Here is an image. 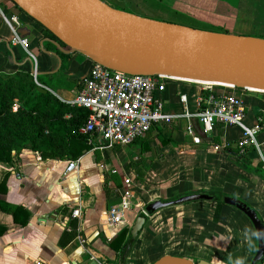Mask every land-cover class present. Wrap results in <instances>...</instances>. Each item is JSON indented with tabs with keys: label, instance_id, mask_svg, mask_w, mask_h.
Wrapping results in <instances>:
<instances>
[{
	"label": "crops",
	"instance_id": "crops-1",
	"mask_svg": "<svg viewBox=\"0 0 264 264\" xmlns=\"http://www.w3.org/2000/svg\"><path fill=\"white\" fill-rule=\"evenodd\" d=\"M103 1L119 9L124 0ZM175 2L194 18L232 29L227 31L230 34L264 38V0ZM16 33L28 39V50L13 42ZM47 39L45 28L11 0L0 2V75L32 73V54L38 74H55L62 69L57 87H44L69 103L83 89V79L94 62L79 53H65L68 59L59 69L58 58L46 52L52 51L45 49ZM207 92L195 82L168 81L162 94L165 110L180 117L170 124L156 125L128 146L103 142V148H98L96 134L95 146L87 143L88 148L76 159L42 160L26 150L13 163L1 162L0 182L6 176L8 180L0 200L9 204L11 211L0 207V225L6 228L0 236V264H119L117 251L108 245L115 235L110 237L103 213L118 202L126 176L133 179L134 200L144 207L157 200L215 191L245 201L264 221V94L245 95V123L260 126V133L259 147L249 148L245 155L248 168H243L230 154L238 149L241 128L217 125L206 135L194 115L199 110V97ZM183 94L186 103L181 102ZM185 112L190 116H182ZM189 124L201 144H194L187 131ZM69 161H75L76 166L65 174ZM17 206L30 214L27 225L15 222L12 211ZM216 206L213 199L198 200L150 213L124 264H154L167 255L195 264H251L257 251L252 222L228 204L216 222ZM74 210H79L80 217ZM138 215L129 214L130 228ZM72 220L78 224V235L65 243Z\"/></svg>",
	"mask_w": 264,
	"mask_h": 264
},
{
	"label": "water",
	"instance_id": "water-1",
	"mask_svg": "<svg viewBox=\"0 0 264 264\" xmlns=\"http://www.w3.org/2000/svg\"><path fill=\"white\" fill-rule=\"evenodd\" d=\"M11 1L51 32L56 39L48 38L47 41L64 54L79 53L128 75H165L264 93V38L196 29L143 17L114 8L103 0ZM41 46L44 47V42ZM46 52L58 58L60 69L61 55ZM38 90L49 91L41 85ZM212 199L207 193L188 194L174 200L151 202L146 211L150 214L174 205ZM224 203L239 209L252 222L257 251L251 264H263L264 221L253 207L239 198L227 196ZM146 220L145 213L138 215L131 227L132 239L123 250L119 264H124ZM154 264L195 263L184 257L167 255Z\"/></svg>",
	"mask_w": 264,
	"mask_h": 264
},
{
	"label": "built area",
	"instance_id": "built-area-1",
	"mask_svg": "<svg viewBox=\"0 0 264 264\" xmlns=\"http://www.w3.org/2000/svg\"><path fill=\"white\" fill-rule=\"evenodd\" d=\"M13 42L28 50V39L20 37L17 33ZM30 55L34 61L33 75L37 79L36 58ZM172 80L178 79L165 75H128L94 62L90 73L83 79V89L69 104L83 107L89 112L88 120L80 130L88 136L89 145L94 144L93 138L98 134V148H103V142L110 146H128L145 137L156 125L170 124L180 117L166 112L162 97L168 81ZM201 85L208 92L199 97V110L194 115L198 118L203 133L211 134L217 125L238 126L242 130V136L238 140L239 155L243 157L249 148H258L260 126L250 127L245 123L244 93L250 90L239 91L234 86L226 85ZM180 97L181 102H187L186 95ZM16 109L17 105L14 106V110ZM182 116L190 114L185 112ZM187 131L194 144L202 143L191 124L187 126ZM218 148L219 146H214V149ZM75 166V161H69L65 174L71 172ZM132 186L133 179L126 176L124 186L119 190L118 202L103 213V224L110 230V237L116 236L122 229L130 228L131 212L149 216L146 207L134 200ZM73 213L80 217L79 210H74ZM82 243H85L84 239Z\"/></svg>",
	"mask_w": 264,
	"mask_h": 264
},
{
	"label": "trees",
	"instance_id": "trees-1",
	"mask_svg": "<svg viewBox=\"0 0 264 264\" xmlns=\"http://www.w3.org/2000/svg\"><path fill=\"white\" fill-rule=\"evenodd\" d=\"M45 35L56 39L46 28ZM45 49L59 52L63 62L68 59V55L60 52L50 41L45 43ZM61 70L55 74H38L37 79L31 72L24 71L0 75V163H13L26 150L37 153L42 160H71L88 148V136L80 130L87 122L89 112L83 107L61 101L50 91L44 93L38 90L39 85L56 88L59 77L63 75ZM246 93L264 94L254 91ZM230 154L234 161L243 168H248L247 159L239 156L238 149L230 150ZM7 180L8 176L0 182V193L7 191ZM207 193L217 203L214 213V221L217 222L225 204V195L215 191ZM0 207L11 211V206L3 200H0ZM12 214L15 222L20 225H27L29 222L30 214L21 206L15 207ZM70 227L65 243L78 235L75 220L70 222ZM5 232L6 228L0 225V236ZM131 239V228H125L108 245L117 251L121 260L123 250Z\"/></svg>",
	"mask_w": 264,
	"mask_h": 264
},
{
	"label": "rangeland",
	"instance_id": "rangeland-1",
	"mask_svg": "<svg viewBox=\"0 0 264 264\" xmlns=\"http://www.w3.org/2000/svg\"><path fill=\"white\" fill-rule=\"evenodd\" d=\"M119 6L123 11L127 10V12L129 13H133L139 16L152 19L157 18V20L165 19L161 21L185 25L196 29L226 33H229L227 32L228 30H232L230 28L221 27L218 24L206 23L202 20L188 15L186 12H183L187 8L185 6H182L181 3L179 5L176 4L175 0H124L123 3ZM178 9H181L179 13L176 12V10ZM246 94L247 93L245 92L244 95Z\"/></svg>",
	"mask_w": 264,
	"mask_h": 264
},
{
	"label": "bare ground",
	"instance_id": "bare-ground-1",
	"mask_svg": "<svg viewBox=\"0 0 264 264\" xmlns=\"http://www.w3.org/2000/svg\"><path fill=\"white\" fill-rule=\"evenodd\" d=\"M200 84H203V85H209V84H206V83H200ZM226 86H231V85H226Z\"/></svg>",
	"mask_w": 264,
	"mask_h": 264
}]
</instances>
